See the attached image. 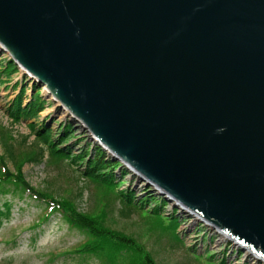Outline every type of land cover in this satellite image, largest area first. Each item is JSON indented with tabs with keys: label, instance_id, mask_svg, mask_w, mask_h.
<instances>
[{
	"label": "water",
	"instance_id": "1",
	"mask_svg": "<svg viewBox=\"0 0 264 264\" xmlns=\"http://www.w3.org/2000/svg\"><path fill=\"white\" fill-rule=\"evenodd\" d=\"M0 42L116 159L264 259V0H0Z\"/></svg>",
	"mask_w": 264,
	"mask_h": 264
},
{
	"label": "rangeland",
	"instance_id": "2",
	"mask_svg": "<svg viewBox=\"0 0 264 264\" xmlns=\"http://www.w3.org/2000/svg\"><path fill=\"white\" fill-rule=\"evenodd\" d=\"M10 61L16 64V70L6 80L7 71L4 65ZM28 71L0 44V78L4 79L0 84V152L4 151L1 139L3 133L11 135L18 158L37 151L40 144H37L36 136L31 133L28 125L32 121L40 127L46 122V126L52 130L51 137L55 140L60 137L65 125L71 124L73 129L70 134H73L68 138L70 142L67 144L73 145L74 153L86 145L90 146L92 153L96 146L102 148L98 144L100 141H96L82 122L66 113L67 110L55 101V96L47 86ZM22 91L25 102L27 97L40 91V96L47 104L36 120L14 123L9 116L8 106ZM108 157L120 163L113 173L120 175L121 170L124 172L117 183L118 190H133L138 195V201L150 193L156 194L158 200L146 202L143 208L136 204L138 202L129 204L118 190L108 184L104 185L100 180L95 182L83 179L80 172L84 169V163L73 164L68 160L56 162L47 154L43 162H26L22 171L33 186L48 190L59 198L75 201L78 210L83 213L103 217L108 212L106 226L132 237L145 254L154 259V264H220L223 260H226L225 264H264L248 255L242 246H235L234 240H222L206 223L196 220L189 213H183L180 206H175L173 201L169 200V204L163 207L160 212L163 216L155 214L154 208L168 194H161L154 186L141 180L128 162L123 163L120 159ZM9 167L14 170V162L9 161ZM122 180L123 183H120ZM6 199L13 204L11 216L0 217V264L104 263V260L95 256H81L71 251L85 239V233L69 226L60 214H53L40 226H34L40 219L44 204L28 193L22 196L12 192L0 194V204ZM123 210H129L130 215H124ZM173 215L180 221L178 232L181 234V241L167 227L169 220L166 218ZM117 260L122 262L121 257Z\"/></svg>",
	"mask_w": 264,
	"mask_h": 264
},
{
	"label": "trees",
	"instance_id": "3",
	"mask_svg": "<svg viewBox=\"0 0 264 264\" xmlns=\"http://www.w3.org/2000/svg\"><path fill=\"white\" fill-rule=\"evenodd\" d=\"M4 68L7 71L5 76L7 80L15 72L16 64L10 61L4 65ZM3 80V77H1L0 84ZM24 96L22 91L8 106L9 116L14 123L36 120L47 104V101L40 96V91H36L27 97L28 100L26 102ZM28 125L31 128V133L35 134L37 144H40V147L37 151L26 153L25 157L21 156L18 158L16 156L15 147L11 142V135L8 136L5 133L1 135L4 151L0 152V194L6 195L12 192L22 196L28 193L29 196L44 204V211L41 215L42 221L45 222L53 214L58 213L70 226L83 231L85 239L75 249L72 248L71 251L74 253L81 256H95L104 260L103 264H154V259L150 255L145 254L143 248L132 237L106 226L108 212H105L103 217H94L91 214L83 213L78 210L75 201L59 198L48 190L33 186L26 180L22 171V167L26 162H43L45 154H47L48 157L56 162L68 160L73 164L81 165L84 163V169L80 172L83 179L95 182L100 180L102 184L105 185L106 183L113 189L118 190L117 183H119V178L124 172L121 170L120 173L122 174L118 175L113 173V170L119 167L120 163L109 158L108 152L99 146L95 147L93 153L90 152V146L87 147V145L82 147L77 153L72 152L73 145L67 144L70 142L68 138L73 134H70L73 129L71 124L65 125L57 140L51 137L52 130L46 126V122L41 127L34 121L28 123ZM8 160L14 162V170L9 167ZM120 183H123V180ZM118 191L124 196L126 202L129 204L138 202L136 204L140 205L139 207L141 208L150 200H158L157 195L150 193L151 191H148L150 194L146 195V198H140L139 201L137 200L138 195L133 190ZM167 200L165 197L164 199L161 198L159 205L154 208L155 211L153 212L163 216L160 212L166 204H169V200L168 202ZM12 204L8 199L0 204V217L8 218L11 216ZM122 212L126 216L131 213L129 210H123ZM166 220H169L167 227L181 241L182 237L178 232V227L180 226L178 217L173 215L167 217ZM118 257L122 258V262L117 260ZM225 262L226 260H223L220 264H225Z\"/></svg>",
	"mask_w": 264,
	"mask_h": 264
},
{
	"label": "bare ground",
	"instance_id": "4",
	"mask_svg": "<svg viewBox=\"0 0 264 264\" xmlns=\"http://www.w3.org/2000/svg\"><path fill=\"white\" fill-rule=\"evenodd\" d=\"M1 44V42H0ZM2 45V44H1ZM23 69H26L24 66H22ZM30 72V71H28ZM31 73V72H30ZM32 74V73H31ZM33 77H35L37 79V77L35 75L32 74ZM39 80V79H38ZM40 82H42L41 80H39ZM43 83V82H42ZM43 85H45L43 83ZM46 86V85H45ZM52 94V93H51ZM53 95V94H52ZM55 98V101L58 102V104L61 106V107H64L67 111L66 113H68L73 119H77V117L66 107L64 106L56 97ZM92 133V132H91ZM93 134V133H92ZM94 135V134H93ZM94 137L96 138V141H100L98 142V144L100 143V145L103 147L104 150L108 151V154L114 158V153H111L110 150L108 149V147L100 140L98 139L95 135ZM116 158V157H115ZM116 160H119V159H116ZM135 174H137L139 176V178L141 180H144L146 181V183L148 185H151V186H154L155 188V184H153V182H149L148 178L146 179L143 174L141 173H136L134 172ZM156 189V188H155ZM162 193V192H161ZM163 194V193H162ZM167 197L168 200L170 201H173L175 203V206H180L181 210L183 213H189L192 217H194L196 220H199L203 223H206L207 226L210 227V229L212 231H214L215 233L219 234L222 238V240H228V241H231L234 240L236 243H235V246H238V245H241L242 243L239 242V241H236L235 238H232L228 233H226L225 231H223L222 229H220L219 227H217L216 225H214L213 223H211L210 221H208L207 219L203 218L201 215L197 214L196 212H194L193 210H191L190 208H188L187 206H185L184 204H182L181 202H178L174 197H171V195H164ZM171 197V198H170ZM211 223V224H209ZM218 228V229H217ZM245 249V252L248 253V255L250 254L251 256H254L256 259H258L259 261H263L264 262V259L261 258L257 253H255L254 251H252L250 248H248L247 246L244 247Z\"/></svg>",
	"mask_w": 264,
	"mask_h": 264
}]
</instances>
